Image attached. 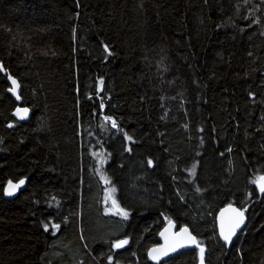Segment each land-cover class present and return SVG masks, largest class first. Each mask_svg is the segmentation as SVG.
Wrapping results in <instances>:
<instances>
[{
	"label": "trees",
	"instance_id": "16d2710c",
	"mask_svg": "<svg viewBox=\"0 0 264 264\" xmlns=\"http://www.w3.org/2000/svg\"><path fill=\"white\" fill-rule=\"evenodd\" d=\"M0 65V264H153L172 221L206 264H264V0H0Z\"/></svg>",
	"mask_w": 264,
	"mask_h": 264
},
{
	"label": "water",
	"instance_id": "95a60500",
	"mask_svg": "<svg viewBox=\"0 0 264 264\" xmlns=\"http://www.w3.org/2000/svg\"><path fill=\"white\" fill-rule=\"evenodd\" d=\"M13 80H15L17 82L18 87L13 85V83H12ZM8 83L10 85V89L15 88V92L10 90L11 97L14 99V101L18 105L17 108L15 109L14 113H13V116H14L15 120L18 121L21 124L30 123L31 118H32V111H31V109L29 107L23 106V99L21 97L22 87H21L20 82L9 74L8 75ZM17 96L19 97V99H17ZM17 109L21 110L19 115L17 114ZM23 109H27V113H24ZM21 116L23 118H21ZM261 177H264V175H262ZM23 180H24V183L22 185H20L19 188H17L14 191L13 195H8V191H9L8 185H9V183L6 185V187H5V197H6L7 200H9V201L15 200L21 193H23L27 189L29 180L28 179H23ZM11 182H12V184H18L19 183V181H11ZM256 187H257L260 195L263 196L264 193H262L260 191L259 185L257 183H256ZM232 208H235V209H238V210L242 211L236 205H229V206H226V207L222 208L219 211L218 215H217V227H218L219 237H220L221 241L225 245H227L228 247H231L233 242L236 240V238L240 234L243 233V231L245 230V228L247 226V223H248V218L244 214V221L240 225V227L236 229L235 235L232 236L231 242L230 243L225 242V240L223 239V237L220 234V232H221V220L223 219V221L225 223V227L227 228L229 219L234 216V213H232L231 210H230ZM222 213H223V217L221 216ZM185 228L188 230V232L184 233L183 235H180L182 233V230L185 229ZM162 233H163V235H162ZM189 235L195 237L188 227H183V228L179 229L175 222L172 221L171 223H168L164 227V229L160 232V234H159V245L152 248V249H161V250L167 248L168 249L167 254H161V253L158 252V253H153L152 255H149V253L152 252V249H150L149 252H148L149 260L153 264H162V263L172 259L173 257L178 256L179 254H181L184 251L194 250V249H198L200 251V247H202L204 249L203 264H206V253H207L206 248L203 247L200 244H199L200 247H197L195 243L191 242L188 239ZM195 240H196V242L199 243V241H198V239L196 237H195ZM122 241H124V240H122ZM120 242L121 241H119L117 243H120ZM173 243H182L184 246L176 247V249L173 251V250H171V245ZM116 244H115V249H116L117 252L123 251L125 249L126 245H127V243H126L123 246L117 248ZM153 255L157 256L158 259H153ZM200 264H201V257H200Z\"/></svg>",
	"mask_w": 264,
	"mask_h": 264
},
{
	"label": "snow or ice",
	"instance_id": "6c2138e0",
	"mask_svg": "<svg viewBox=\"0 0 264 264\" xmlns=\"http://www.w3.org/2000/svg\"><path fill=\"white\" fill-rule=\"evenodd\" d=\"M105 50H107V46H105ZM0 69H2V65H0ZM12 83H13L14 86L18 87L17 82L15 80H13ZM101 83H102V81H101ZM10 90L15 92V88L10 89ZM17 99H19L18 96H17ZM20 111H21L20 109H17V114L18 115L20 114ZM23 112L27 113V109H23ZM21 118H23V117L21 116ZM106 119H108V118L106 117ZM112 126L116 127L115 121H112ZM149 163H151V162L149 161ZM105 182L106 183H110V181H108L106 178H105ZM23 183H24V180H20L18 184H12V182L9 181L8 195H13L14 191L17 188H19V186L22 185ZM254 183H257L259 185L260 191L262 193H264V177H259L258 180L254 181ZM110 191L114 192L115 189L114 188L110 189ZM113 204H115V201H113ZM230 210H231L232 213H234V216L229 219L227 228L225 227V223H224L223 219L221 220V232H220V234L223 237V239L225 240V242H227V243L231 242L232 236L235 235L236 229L239 228L240 225L244 221V212L243 211H240V210L235 209V208H232ZM124 216H125V218L127 217V213L126 212L124 213ZM221 216L223 217V213L221 214ZM44 227H45V230L48 229V225H45ZM59 227H60L59 224L53 225V228H55V229H59ZM187 232H188V230L185 228V229L182 230V233L180 235H183L184 233H187ZM162 235H163V233H162ZM188 239L191 242L195 243L197 247H200L199 243L196 242L195 237L189 235ZM126 243H127L126 240L121 241L120 243L116 244V247L119 248V247L123 246ZM182 246H184L182 243H173L171 245V250L174 251L176 249V247H182ZM167 251H168L167 248H165L163 250H161V249H152V252H150L149 255H152L153 253H158V252L161 253V254H167ZM203 254H204V249L202 247H200L201 264H203ZM153 259H158V257L153 255Z\"/></svg>",
	"mask_w": 264,
	"mask_h": 264
},
{
	"label": "rangeland",
	"instance_id": "374dc122",
	"mask_svg": "<svg viewBox=\"0 0 264 264\" xmlns=\"http://www.w3.org/2000/svg\"><path fill=\"white\" fill-rule=\"evenodd\" d=\"M107 121H110V120H107ZM111 123H112V121H110ZM115 129H117V127H114ZM110 201H111V203L113 204V199L111 198L110 199ZM114 206L116 207V205L114 204ZM117 208V207H116ZM109 209V211L110 212H112V211H114V209H113V207H111V208H108ZM112 214H114V215H117V213H116V211L115 212H112ZM246 229V228H245Z\"/></svg>",
	"mask_w": 264,
	"mask_h": 264
}]
</instances>
